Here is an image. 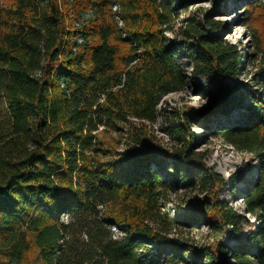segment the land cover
Returning a JSON list of instances; mask_svg holds the SVG:
<instances>
[{
    "label": "trees",
    "instance_id": "1",
    "mask_svg": "<svg viewBox=\"0 0 264 264\" xmlns=\"http://www.w3.org/2000/svg\"><path fill=\"white\" fill-rule=\"evenodd\" d=\"M115 2L0 0V264H30L32 251L42 264L173 262L180 245L160 229L204 223L223 232L247 222L217 198L225 184L202 153L191 154L193 137L164 150L130 128L134 120L154 122L160 100L182 89L185 77L164 36L170 1L119 0L123 27ZM204 25L185 49L193 74L208 79L211 102L202 114L183 112L178 125L245 103V117L216 132L255 155V176L241 193L257 224L227 250L215 235L194 259L226 264L228 254L264 264V95L237 82L235 49L216 35L211 17ZM253 84L264 86V70ZM123 133L127 143L116 153ZM165 161L185 171L179 183L207 187L183 219L161 210Z\"/></svg>",
    "mask_w": 264,
    "mask_h": 264
},
{
    "label": "rangeland",
    "instance_id": "2",
    "mask_svg": "<svg viewBox=\"0 0 264 264\" xmlns=\"http://www.w3.org/2000/svg\"><path fill=\"white\" fill-rule=\"evenodd\" d=\"M119 2V0H115ZM172 8L170 22L164 32L167 45L170 47L175 61L180 66L184 77V87L165 95L157 105V114L154 122L131 121L141 133H145L147 139L162 149L171 147L182 148L183 136L193 137L191 154L202 153V162L214 172L220 175L225 187L217 191V198L226 205L233 207L246 219L236 230L226 228V231H213L207 224L199 226H187L184 224L169 225L168 229H160V233L179 244L173 262L158 260L157 264H207L195 260L194 253L203 246L208 245L215 235L220 237L221 247L225 250L234 247L236 238L243 239L247 235L249 224L251 228L257 224V220L244 211V194L246 183L255 176V155L237 150L226 142L219 134L217 128L232 120L243 119L247 113L245 103L233 106L223 113L208 114V120L203 118L189 120L184 127L178 125V116L184 112L203 113L211 100L204 94V87L208 84L206 76L193 74V64L188 56L185 44L194 41L196 28L206 30L205 17L219 24L216 35L235 49L239 67L236 73L237 82L246 85L248 90L256 89L264 95V86L253 84V74L264 70V0H169ZM114 19L119 15V8L114 10ZM87 14L85 18H88ZM118 26L123 27L122 22ZM200 30V31H204ZM258 46H255V42ZM223 84L232 86L234 81L225 78ZM241 102L243 94L240 93ZM206 126V128H205ZM127 134L123 133L119 144L113 143L116 153H120L125 147ZM188 145V144H186ZM187 146L185 151H188ZM164 169L160 170L161 177L169 186L161 193V210L166 213L168 219H183L193 210V207L206 194V184L203 181L194 180L188 186L178 182L184 177L185 171L177 169L170 161L163 163ZM155 168V166H152ZM240 177L241 180L232 181ZM197 179V178H196ZM228 230H230L228 232ZM30 264H42L36 258V253L29 255ZM226 264H239L228 254Z\"/></svg>",
    "mask_w": 264,
    "mask_h": 264
},
{
    "label": "built area",
    "instance_id": "3",
    "mask_svg": "<svg viewBox=\"0 0 264 264\" xmlns=\"http://www.w3.org/2000/svg\"><path fill=\"white\" fill-rule=\"evenodd\" d=\"M113 9L117 10L118 9V4L115 2V4L113 5ZM116 18L118 19V21H120V19L116 16ZM115 229V228H113Z\"/></svg>",
    "mask_w": 264,
    "mask_h": 264
}]
</instances>
